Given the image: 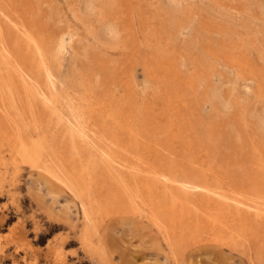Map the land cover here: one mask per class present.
<instances>
[{
    "label": "bare ground",
    "instance_id": "1",
    "mask_svg": "<svg viewBox=\"0 0 264 264\" xmlns=\"http://www.w3.org/2000/svg\"><path fill=\"white\" fill-rule=\"evenodd\" d=\"M114 1L79 0V2L77 1V8L73 7L75 9L73 10L74 12L72 13V10H70V19L74 17L73 21L76 19L86 27L85 31L90 35L91 40L95 41L96 47H92V50L88 49L91 50V53H94L98 46L102 49H109L112 52L116 51V53L120 50H122L120 53H123V50L130 49V46L132 49H137V47H134L137 43H134L133 47L129 44L132 40L134 42V39H129V48H127V40H119L121 39L120 32L123 34L124 28H127L124 27L123 30H120V26L114 20L115 18H111V14L115 11ZM161 1L166 6L167 10L165 9L164 13L168 17L169 24L174 25L172 28L174 33L171 37L175 40H183L193 33L194 21L187 11L182 10L184 0ZM7 2L8 0H0V166L3 170L2 173L6 170V166L9 165L14 173L18 171L20 165H27L30 169H37V171L68 190L78 201L81 209L82 226L77 232V241H79L81 249L86 254L98 256L99 259L102 258L103 250L100 244L102 240L99 239L100 234L98 235V227L102 225L103 218L110 214H129L137 216L141 220L144 219L153 227L155 233L160 236L166 246L169 259L174 264H178L182 260L181 257L190 246L196 249L224 247L229 252L241 254L246 264H264V104L258 109L247 108L246 110V107L242 108L237 103L222 97L219 89L212 85L213 79L218 81L222 76V73L217 70L222 59L231 64L230 70L234 71V66H237L241 69H247L251 77L253 75L252 67L245 58H235L230 55L229 52L233 48L229 46L232 44L218 45V49L222 52L221 55L210 49H202L198 40L185 44L189 52L192 49H197L199 57L198 60H195L192 59V55L189 57L183 56L180 66H183V63L195 66L202 60L198 68L203 70L206 68L208 72L204 75L196 72L194 79L185 81V87L191 92L190 98L193 101L189 100V102H181L179 104L185 109L184 115L179 111L180 106L176 107L175 115L178 118L183 116L185 119L184 125L187 128L186 132L190 133L188 140L183 143L181 158L178 159V155L176 156L172 152V143L175 142L174 139H177L178 135H171L170 133L173 130L182 132L183 130L178 129L180 126L172 121H160L158 125L151 127L153 129V137L149 138L148 142H145L142 138V132L140 131L136 135L132 130L133 128L130 129V125L127 124L132 121L130 120V113L132 111L131 104L134 103L128 102L131 99L130 96L128 95L129 100L125 97V101L120 98L123 101L120 102L121 100L118 98L119 96L122 97L123 93L117 95V92L116 95L118 97H114L112 95L114 89L112 91V88V92H109L112 95L111 100L105 95L97 94L95 92L97 71H95L94 67L91 68L92 70L88 69V67L92 66H84L85 62L77 58L78 54L69 52L70 49L72 50L70 42L75 37L72 29L71 31L67 30L65 24L66 31L62 29L63 32L57 36L53 45L52 40L45 41L43 35L37 32V29H34L38 27L39 30L42 23L33 24L31 12H29L32 11V7L29 5L30 0H25L24 12L27 18L17 22L14 20V16L9 14ZM257 6H260V13L264 15V3ZM130 7H132L131 4ZM126 9V13L129 12L128 6ZM215 10H217L216 7ZM125 14L122 15L125 16ZM231 14L233 15L234 13ZM243 14L245 17L246 14ZM119 15L122 17L121 14ZM208 16L207 14V18ZM125 17H122L123 20ZM210 18L212 19L211 16ZM247 19L250 22L252 18ZM56 21L60 22L57 19ZM122 22H125V20ZM126 23V26H128V22ZM125 24L121 25L124 26ZM69 25L74 27L73 23L72 26L71 24ZM150 27L152 28V26ZM166 28L168 27L166 26ZM159 29L157 30L159 31ZM145 30L148 31V29ZM129 31L130 34L127 33L126 35L132 36L131 30ZM151 33L148 36L149 38H152L150 37ZM199 33L196 35H200ZM203 33L201 32V34ZM234 33L236 34L237 32ZM205 34L207 35V33ZM73 35L74 37H72ZM76 36L78 35L76 34ZM223 36L229 38L226 34H223ZM208 38L212 37L208 36ZM254 40L256 41V39ZM83 48L80 51H83ZM101 48H99V51ZM165 48H161L160 51L165 52ZM149 50H152V48H149ZM238 50L236 54L241 56L242 52L240 49ZM87 51L85 50L83 53ZM97 52L95 53L97 54ZM131 52L134 51L131 50ZM67 53L69 54V71L71 70L73 74L70 75L71 77H67L66 74L65 77L62 76L64 78L59 80L61 82L57 87L56 83L59 81L57 80L56 82L55 73L62 66V62L65 59L64 55ZM91 53H88V55L91 56ZM120 53L113 54L116 56ZM81 55L83 54L81 53ZM248 55L251 56L250 53ZM86 56L83 57L85 58ZM131 56L130 59L132 60ZM100 58L102 57L100 56ZM106 59L103 58V61ZM117 59L119 60L118 56ZM77 60L79 61L77 62ZM121 60L123 61V58ZM116 61L114 65L117 68L118 62ZM261 61L262 63L264 62L263 60ZM95 63L94 61V65ZM105 65L107 64L105 63ZM114 65L112 64V70L110 69L113 74ZM173 65L174 63L168 65L170 71L174 70ZM102 67L101 69H103ZM143 68H145L144 76H146L145 80H147L152 72L147 71L145 66ZM156 70L158 71V68ZM108 72L106 74L109 75ZM58 75L60 76V74ZM171 75L173 77L179 76L177 71H173ZM115 78L118 80L119 77ZM207 80L211 83L210 88L203 90L200 82ZM238 80L236 81L238 82ZM243 81L244 84L245 82L250 83L251 79L247 77ZM123 86L125 88L122 87V89H129V87L126 89L127 83ZM74 87L75 89H73ZM234 88H231V90ZM70 90L73 91L70 92ZM128 92L126 91V93ZM231 92L233 93V91ZM130 95L132 97L134 94L131 93ZM247 95L249 94L247 93ZM243 96L245 98V95ZM259 98L257 97V99ZM251 103L249 102V104ZM142 106L147 109L144 104ZM142 106L140 104V108ZM104 112L105 116H103ZM139 114L138 112L137 117H141ZM102 117L106 120L101 119ZM249 117L250 119H248ZM143 127L147 128L149 125L144 123ZM159 128L162 130L158 131ZM164 134L166 136L161 139L160 135L163 136ZM182 134L180 136L185 137ZM180 136L176 141L177 144L181 140L182 142L185 140L181 139L182 137ZM230 160H233L231 165H229ZM28 221L32 225L33 239L40 241L44 237L45 233L40 231L39 222L34 220L33 217H30L29 220L18 217L11 228L9 227L12 235V238L7 243L9 245L5 244L7 247L5 250L1 245L3 250L0 248V264H3L6 260H9L10 264H36L39 261V257L48 264H67V257L63 249L65 241L61 236L48 239L44 246V251L42 250V255L38 250L34 251L30 248V242L26 239L27 231L24 226ZM60 227L57 223L47 222L48 231H53ZM4 235L6 236V234L2 236ZM9 246L12 251L6 254L5 251H9Z\"/></svg>",
    "mask_w": 264,
    "mask_h": 264
},
{
    "label": "rangeland",
    "instance_id": "2",
    "mask_svg": "<svg viewBox=\"0 0 264 264\" xmlns=\"http://www.w3.org/2000/svg\"><path fill=\"white\" fill-rule=\"evenodd\" d=\"M37 1L36 0H30V2H29L30 3L29 5L32 7V11H29V12H31V17H32L31 20H32V22H34L33 24H37L40 22L42 23L40 25L41 27L39 28V30H38V27H36L34 29H37V32H40L43 35V37L45 38V41L48 42V41L52 40L53 45L55 43L57 36H59L60 33H62L63 31H66V28H67V30L69 29L70 31L72 29L75 37H74V35L72 36V37H74V39L72 38V40L70 42V45H71L70 47H72V50L70 49L69 52H71V54L72 53L78 54L77 58L78 59L80 58V60L82 59L85 62V64H84V62L81 61V63L83 62L84 66H86V67L92 66V67H88V69L92 70L91 68L94 67L95 71H97L98 75H97V83L95 84V92L99 95H105L106 97L109 98V100H111L110 98L112 97V95H114V97H118L117 95H121L123 93L121 95L122 97L119 96V98H118L119 100H121V99L124 100L126 97V98H128V100L131 98L130 101H128L129 103L130 102L135 103V104L133 103L134 105L131 104V108H132L133 112L131 111V113H130V116L134 118V121H133V118L130 117V120H132V121L131 122L129 121V123H127V124L130 125V129L133 128L132 130L135 132L136 135H138L139 132L141 131L143 140L145 142H148L149 141L148 139L153 137V129L151 127H155V125H158L160 123V121H167V122L172 121L176 125L180 126V128H178V129L183 130L182 132H177L176 130H173V132L170 133L171 135H173V134L178 135L177 139H179V136L182 133H183L182 135H185V137L180 136V137H182L181 139H185L183 142L181 140L177 144V142H176L177 139H174L175 142L172 143V152L175 153L176 156L178 155L177 156L178 159L181 158L183 143H185L188 140L190 133L186 132L187 128H185L186 127L184 125L185 119L183 118V116L178 118L175 115V113L177 111L176 107L180 106L179 104L181 102L186 103V102H189V100H191V102L193 101V99L190 98L191 92L188 91L189 89H187L185 87V85H186L185 81L187 79H194L196 72L197 73L200 72V74L202 73L203 75L207 74V72H208L206 68H204L205 70L198 68V65L202 63L201 62L202 60H200V59H199L200 62L198 64H196L195 66H191V65H188L186 63H183V66H180V63L182 62L181 60H182L183 56L189 57L190 55H192L191 56L192 59H195V60H198V57H199L198 56L199 51L197 52V49H194V50L192 49L190 52L187 51V48L185 47L186 43H188V42L190 43V41L198 40L199 46H201L202 49H210L213 52L215 51L216 54H218V55L222 54L221 50L218 49V45H223L225 43L227 45L232 44L229 47L233 48V49H231V51L230 52L228 51V52L233 57H235V58L243 57L250 63L252 70H253V72H252L253 78L248 74L247 69H241V68H238L237 66H234V68H233L234 71L230 70L231 64L227 63V61L222 59V60H220L219 67L217 69L219 73H222V76L220 77V79L218 81H217V79H213L215 82L213 81L212 85L214 87H216L217 89H219L222 97L227 98L230 101L237 103V105L238 106L240 105V107H242V108L246 107L245 108L246 110H247V108L248 109L249 108L258 109L264 104V101H262V100H264V97H263L264 96V62L262 63V61H261V60L264 61V59H263L264 58V29H263L264 28L263 27L264 26V15H262L260 13V10H259L260 6L259 7L257 6L258 4H263L264 0L263 1H261V0H257V1L256 0H254V1L250 0L251 2L249 0H237V1L236 0H184V2H183L184 4L182 5V10L187 11L188 14L191 16V18L193 19L194 29L192 30V32L194 34L191 33L189 36L185 37L183 40H175L171 37V36H173L172 34L174 33L173 32L174 30L172 29L174 27V25L169 24L168 17L164 13L166 6H165V4H163V2L161 0H155V1L154 0H115L114 1V3H115L114 10L115 11L113 10L114 12L112 13L113 15L111 14V18L112 19L115 18L114 20L120 26V27L118 26L120 28V30H123L124 27L127 28V29L124 28L123 34H121V32H120L121 39H119V40H121V41L127 40L126 41L127 46H128L127 48H129V44L132 45V47H133V44L137 43V45L135 44L136 46L134 45V47H137V49H138V50L135 48L132 49L130 46V49L133 50L135 53L131 52L130 49L123 50L125 53L124 52L120 53V52H122V50H120L119 52L117 51V53H120L121 55L123 54L124 55V56L122 55L123 57L120 54L115 56L113 53L117 54L116 51L112 52L109 49H102L100 46H98V48L95 49L96 51H94V53L92 52L93 53V55H92V53H91L92 47H96L94 44L95 41H92L91 37H89L90 35L85 31L86 27H84L76 19H74V21H75L74 22L73 21L74 17L72 19H70L71 18V16H70L71 11L70 10H72V13L74 12L73 10H75L77 8V6H78L77 1L79 2V0H43V1L39 0L38 1L39 3ZM150 1H151V3H150ZM232 1H235V2H232ZM44 2H45V5H44ZM236 2H238V3H236ZM257 2H259V3H257ZM252 3H253V6H256V7H253ZM7 4L9 6V14L14 16V20L16 22L19 20L27 18L26 13L24 12L25 0H18V1L17 0H8ZM130 4L132 5V7H130ZM162 5H163V7H162ZM127 6L129 8V10H128L129 12H127L128 15H130L129 17H128V15H126L127 14L126 13ZM73 7L74 8L76 7V8L74 9ZM203 7H204V9H203ZM215 7L217 10H215ZM252 7H253V11H252ZM37 9H38V11H37ZM49 9H50V12H49ZM133 9H135V10L133 11ZM161 10H163V11H161ZM208 10H209V12H208ZM20 11H22V12H20ZM234 11H236V12H234ZM67 12L69 13V16H68ZM130 12L131 13L134 12L135 15H133L134 13L131 14ZM203 12L205 15L202 14ZM239 12H241L240 13L241 15L239 14ZM242 12L246 14L245 17H244V14ZM224 13H226V14H224ZM231 13H234V14L232 15ZM236 13H237V15H236ZM119 14H121V15L125 14L126 17L122 15V17H125L124 18L125 22H122L124 20L122 17H120ZM207 14L209 15L208 18H207ZM229 14H231V15H229ZM47 15H49V16H47ZM36 16H38V17H36ZM210 16L212 17V19L210 18ZM233 16H234V18H233ZM199 17H200V19H199ZM120 18L122 19V21ZM126 18H129V19L126 20ZM131 18H133L134 20ZM237 18H239V19L237 20ZM240 18H242V19H240ZM247 18H250V19L252 18V19L249 22ZM56 19L59 20L60 22L56 21ZM246 19H247V22H246ZM255 19L258 21H256ZM129 20H130V22H129ZM219 20H221V21H219ZM66 21L68 22V25L71 24V26L73 23L74 27H70V25L68 26ZM71 21H72V23H71ZM126 22H128V26H126L127 25ZM156 22H157V24H156ZM243 22H244V24H246L245 28H244ZM77 23L81 26L82 29L80 28V26ZM123 23L124 24L126 23V24L123 26V25H121ZM131 23L133 26L131 25ZM257 23H259L258 24L259 26L257 25ZM65 24H66V26H65ZM242 25H243V27H242ZM254 25H256L259 30ZM261 25L263 28L261 27ZM150 26H152V28ZM166 26L168 28H166ZM62 27H64V28H62ZM73 28H74V30H73ZM132 28H133V30H132ZM156 28L157 29L160 28L159 31L162 29V31H160L161 33ZM240 28L241 29L243 28V29L241 30ZM62 29H64V30L62 31ZM83 29L86 33L83 31ZM145 29H148V31ZM129 30H131V32L132 33L134 32V33L133 34L131 33L132 36L128 35L129 36L128 37L126 34L127 33L130 34ZM246 30H248V31L246 32ZM77 31L79 34L77 33ZM80 31H82L84 33L80 32ZM125 31H126V33H125ZM157 31H158V33H157ZM199 31H200V33H199ZM252 31H254V32H252ZM37 32H35V33H37ZM149 32L150 33L152 32L151 34L154 37L152 35H150V37H152V38H149L148 37L150 34ZM170 32H171V34H169ZM201 32L202 33L204 32V33L201 34ZM234 32H237V33L235 34ZM256 32L257 33L259 32L258 35ZM80 33H81V35H80ZM198 33L200 35L197 36L196 34H198ZM205 33H207V35ZM76 34L78 36H76ZM83 34H85V35H83ZM223 34H226L229 38H227L226 36H223ZM230 34H232L234 36L232 37V35L230 36ZM133 35H134V37H133ZM211 35H213V36H211ZM215 35L218 37H221V38H218ZM135 36H137V37H135ZM144 36H146V37H144ZM208 36L212 37V38H208ZM253 36H255V37H253ZM81 37L83 38V40ZM222 37H224L223 40H221ZM230 37H232V38H230ZM188 38H189V40H188ZM233 38H234V40H233ZM129 39L130 40L134 39L135 41L137 39V41L132 42L133 40L130 41ZM169 39L171 40V42H169L170 41ZM254 39H256V41ZM172 40L175 42H173ZM129 41H130V43H129ZM211 41H212V43H211ZM145 43H147V44H145ZM76 44H77V46H76ZM90 44H93L94 46L90 45ZM244 44H246V45H244ZM147 45H148V47H147ZM83 46H84V48H83ZM87 46H89V47H87ZM78 47H80V48H78ZM179 47H181V48H179ZM74 48L76 51L74 50ZM82 48H83V51L82 50L80 51V49H82ZM99 48H101L100 51H99ZM149 48L150 49L152 48V50H149ZM161 48H165L164 49L165 52H161L160 51ZM88 49H91V50H88ZM238 49H240L242 52L241 56L239 54H236L237 51H239ZM261 49H262V51H261ZM85 50L86 51L88 50V51L86 53H83V52H85ZM170 50H171V52H170ZM77 51H78V53H77ZM102 51H104V52L102 53ZM128 51L131 52V54H129ZM79 52H80V54H79ZM95 52H97V54ZM136 52H137V54H136ZM156 52H158V53H156ZM253 52L255 55L253 54ZM81 53L83 55H81ZM88 53H91L90 54L91 56H89ZM249 53L251 54V56L248 55ZM257 53H258V55H257ZM102 54H103V56H102ZM252 54H253V56H252ZM97 55H99V56L97 57ZM126 55H128L129 57ZM130 55H132L131 56L132 60L130 59ZM161 55H163L164 57ZM165 55H166V57H165ZM83 56H86V57L84 58ZM100 56L102 58H100ZM117 56L119 57V60L117 59ZM146 56H147V58H146ZM222 56H219V57H222ZM94 57H95V60H94ZM96 57H97V59H96ZM120 57L123 58V61L121 60L122 58H120ZM152 57H153V59H152ZM64 58L65 59H64V62H62V66L55 73V75L57 77L56 82H57V80L58 81L62 80L65 77V74L67 77L68 76L71 77L70 75L73 74V72L71 70L69 71V66H70L69 62H68L69 54L68 53L65 54ZM86 58H87V60H86ZM103 58L104 59L107 58L106 59L107 62H106V60L103 61ZM124 58H127V59L129 58V60H127V59L124 60ZM256 58H258V59H256ZM99 59H100V61H99ZM173 60H174V62H173ZM256 60H257V62H256ZM258 60H260V61L258 62ZM78 61L79 60H77V62ZM92 61H93V65H94V61L96 62L94 66L92 65ZM115 61L118 62L117 68H116V65H114V64H116ZM119 62H120V64H119ZM105 63L107 65H105ZM151 63H153V64H151ZM170 63H174V65H173L174 70L172 69V71H170L168 69L169 68L168 65H170ZM99 64H100V66H99ZM108 64H110V66H108ZM112 64L115 66L114 67V74L112 73L113 71H111L112 70L111 69ZM144 66L147 68V71H150V73L152 72L150 74V76H148V78H147V80H149V81L145 80L146 76H144V69H145V68H143ZM224 66H225V69H224ZM101 67L103 69H101ZM157 68H158V71L157 70L155 71V69H157ZM183 68L186 72L183 70ZM227 68H229V69H227ZM100 69H101V72H100ZM115 69H116V72H115ZM197 69H199V70L197 71ZM60 70H62V71H60ZM90 70H88V71H90ZM107 71H109L108 72L109 75L106 74ZM173 71H175V72L177 71L179 76L173 77L171 75V73ZM229 72L232 73V75H230ZM102 73L104 74V76H102L103 75ZM58 74H60V76ZM156 74H158V75H156ZM111 75H113L115 77H119L118 80H117V78H115ZM62 76H64V77L62 78ZM238 77H239V80H238ZM247 77H250L251 81H250V83L245 82V84H246L245 85L243 80H244V78H247ZM105 78H107V79H105ZM108 78H110V79H108ZM113 78H115V79H113ZM229 78H231L232 80ZM101 79H103V80H101ZM236 80H238L239 83ZM144 81H145V83H144ZM146 81H147V83H146ZM240 81L242 84L240 83ZM60 82L61 81L56 83L57 87L59 86ZM105 83H107V84H105ZM108 83L110 84L109 86H108ZM119 83H120V85H119ZM126 83H127L126 89L128 87H129V89L124 90V89H122V87H124L123 85H126ZM200 83H201L203 90H207L210 88V85H211L210 81L208 82V80H207L204 82L202 81ZM113 84H114V86H113ZM120 86H121V88H120ZM111 88H112V91H113V89H114V91L116 90L115 93H114V91L113 92L111 91ZM119 88H120V90H119ZM202 88H201V90H202ZM231 88H234V89L231 90ZM73 89H75V87ZM109 89H110V91H109ZM121 89H122V91H121ZM250 89L251 90L253 89V90L251 91ZM123 90H124V92H123ZM128 90H130V91L128 92ZM71 91H73V90H70V92ZM126 91L128 93H126ZM156 91H157V93H156ZM221 91H222V93H221ZM231 91H233V93ZM236 91H238V92H236ZM259 91H261V92H259ZM109 92H112V95ZM117 92H118V94H117ZM246 92L250 95V97H249V95H247ZM131 93L134 94V95H132V97L130 95ZM151 93L154 95H152ZM168 93H170V94H168ZM128 95L130 96V98ZM243 95H245V98ZM123 96H124V98H123ZM134 96H136L137 98ZM161 96H162V98H161ZM255 96H256V99H255ZM257 97L258 98L261 97V98L257 99ZM242 99H243V101H242ZM250 99L252 100V103H251ZM120 102H123V101L121 100ZM249 102L251 104H249ZM142 103L144 104L145 108L147 107V109H144V107L142 106L143 105ZM145 103H146V105H145ZM137 104H138V106L136 107ZM140 104L142 106L141 108H140ZM251 105L253 108L251 107ZM253 105L255 106V108ZM131 108H130V110H131ZM136 111H138L140 113L139 115H141V117H137L138 112H136ZM179 111H181L182 114L184 115L185 109L183 107L180 106ZM103 116H105V112H104ZM175 117H176V119H175ZM161 118H163V119H161ZM101 119H105V118L102 117ZM248 119H250V117ZM173 120H175V121H173ZM177 122H178V124H177ZM144 123H147L149 125V127L144 128L143 127ZM159 129H158V131L162 130V129H160V130ZM165 136H166V134H164L163 136L160 135V138L163 139ZM122 137L124 138V136H122ZM4 154L7 155L6 153H4ZM236 158H238V156H236ZM231 163H233V160L229 161V165H231ZM4 169H5V167H4ZM11 169L12 168L10 167V165L6 166V170H4V173H2L3 170L0 166V171H1V173H0V222H1L0 223V238H1L0 239V248H2V246L4 247V250L7 248L5 246V244H7L8 241L12 238L10 228L18 217L22 218V219H27V220H29L30 217H33L34 220L39 222V225L41 226L40 231L42 233H45V234H44V237L40 241L34 240L33 239V233L31 232L32 225H31V222L28 221L27 224L24 226H25L26 231H27V233H26L27 238L26 239L30 242V248L34 251L38 250V252L42 255V253L44 251V246L46 245L47 240L52 239L54 237L61 236L64 238V241H65L63 249H64V253L67 257L66 258V260L68 261V262L66 261L67 264H174V263H172L171 259H169L168 250H167L166 246L162 242L160 236H158L155 233L153 227H151L144 219L141 220L137 216L129 215V214H127V215H125V214H123V215L122 214L121 215L120 214H112L111 215L110 214V215L104 217L102 225L99 226L100 228L98 227V235L100 234L99 239L102 240L100 242L102 250H103L102 254H101L102 258L99 259L98 256H91L88 253L86 254L81 249L79 241H77L78 240L77 232H79V230L82 226V219H81L82 215H81V209L79 206L80 204L72 196V194L69 193V191L66 190L65 188L61 187L54 180H51L50 178H48V176L37 171V169L32 170V168L30 169V167L29 166L27 167V165H20L18 167V171L16 173H14L13 169L12 170ZM21 211H22V213H21ZM7 217H8V220H7ZM80 221H81V224H80ZM47 222L57 223L61 227L59 229H56L53 231H48L47 230ZM7 228H9V229H7ZM3 234H6V236L5 235L2 236ZM74 237H75V239H74ZM102 243H104V244L102 245ZM8 245L9 244H7V246ZM10 246H9V248H10L9 251L8 250L5 251L6 254H8L9 252L12 251V248ZM2 250H3V248H2ZM241 256L242 255L237 253V252H229L228 249H226L224 247H203V248H197L196 249L195 247L190 246L189 248H187L186 252L181 257L182 260L178 264H246L244 257L243 256L241 257ZM3 264H10V261L6 260ZM36 264H48V263L44 259L39 257V261Z\"/></svg>",
    "mask_w": 264,
    "mask_h": 264
}]
</instances>
